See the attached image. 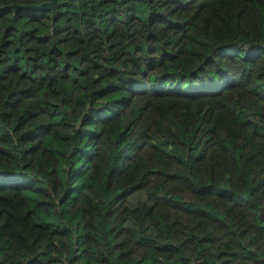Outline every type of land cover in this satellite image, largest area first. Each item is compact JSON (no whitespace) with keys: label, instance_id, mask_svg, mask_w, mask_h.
Listing matches in <instances>:
<instances>
[{"label":"trees","instance_id":"1","mask_svg":"<svg viewBox=\"0 0 264 264\" xmlns=\"http://www.w3.org/2000/svg\"><path fill=\"white\" fill-rule=\"evenodd\" d=\"M49 1L0 0V264H264V0Z\"/></svg>","mask_w":264,"mask_h":264},{"label":"water","instance_id":"2","mask_svg":"<svg viewBox=\"0 0 264 264\" xmlns=\"http://www.w3.org/2000/svg\"><path fill=\"white\" fill-rule=\"evenodd\" d=\"M92 2H94L95 0H91ZM57 0H50L49 2L45 3L44 5L41 6H29V8L31 9H46V10H50V9H54V6L56 4ZM18 8V7H16Z\"/></svg>","mask_w":264,"mask_h":264}]
</instances>
